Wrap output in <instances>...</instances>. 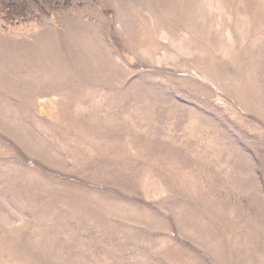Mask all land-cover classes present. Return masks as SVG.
<instances>
[{"label":"rangeland","instance_id":"374dc122","mask_svg":"<svg viewBox=\"0 0 264 264\" xmlns=\"http://www.w3.org/2000/svg\"><path fill=\"white\" fill-rule=\"evenodd\" d=\"M0 264H264V0H0Z\"/></svg>","mask_w":264,"mask_h":264}]
</instances>
